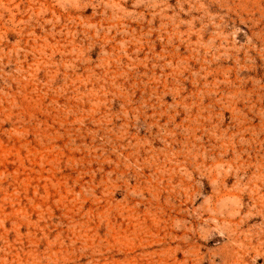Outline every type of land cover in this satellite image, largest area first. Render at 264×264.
<instances>
[{
    "label": "rangeland",
    "instance_id": "1",
    "mask_svg": "<svg viewBox=\"0 0 264 264\" xmlns=\"http://www.w3.org/2000/svg\"><path fill=\"white\" fill-rule=\"evenodd\" d=\"M0 264H264V0H0Z\"/></svg>",
    "mask_w": 264,
    "mask_h": 264
}]
</instances>
